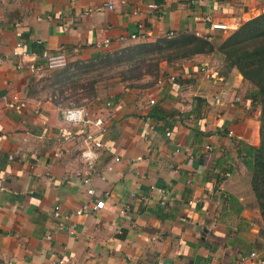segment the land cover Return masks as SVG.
<instances>
[{"label":"crops","instance_id":"1","mask_svg":"<svg viewBox=\"0 0 264 264\" xmlns=\"http://www.w3.org/2000/svg\"><path fill=\"white\" fill-rule=\"evenodd\" d=\"M260 2L0 0V264H238L250 253L244 264H264L261 219L236 154L237 142L258 145L259 110L235 69L215 54L163 63L156 76L109 84L88 106L62 102L41 76L16 68L42 51L87 61L168 33L217 44L232 31L211 24L237 27ZM70 106L102 121L94 196L81 183L84 132L63 118ZM98 200L102 209L91 211Z\"/></svg>","mask_w":264,"mask_h":264},{"label":"trees","instance_id":"2","mask_svg":"<svg viewBox=\"0 0 264 264\" xmlns=\"http://www.w3.org/2000/svg\"><path fill=\"white\" fill-rule=\"evenodd\" d=\"M209 54L217 55L228 70L237 71L247 85L245 97L259 110L258 145L237 142L236 154L248 172L249 187L262 223L260 235L264 238V12L241 23L217 44L191 33H179L125 46L117 54L128 64L120 80L135 82L144 74L156 76L160 64L170 65Z\"/></svg>","mask_w":264,"mask_h":264},{"label":"built area","instance_id":"3","mask_svg":"<svg viewBox=\"0 0 264 264\" xmlns=\"http://www.w3.org/2000/svg\"><path fill=\"white\" fill-rule=\"evenodd\" d=\"M87 12H90L88 10ZM246 21V20H245ZM238 27V26H237ZM236 26L228 27L226 25L222 24H211L209 28L211 30H220V31H226L230 30L234 31L237 28ZM172 33H168L166 37H171ZM142 37V36H141ZM137 39V36L134 34L129 35L128 37H119L117 39L118 42H124L126 40H135ZM110 41L105 39L103 40L98 47L100 48H107L110 45ZM20 50V45L17 44L15 48L11 51L12 57H17L21 55L22 52ZM78 51V48L75 47L71 50V53L76 54ZM36 58H38V62H36ZM67 64V55L64 51H56V52H48V51H42L38 57L32 56V58L25 64L22 62H18L16 64V68H25L30 74L35 75L37 77H40L43 75L44 71H51L56 69H61ZM203 72L204 69H203ZM173 80V78H171ZM11 99L16 100V97H11ZM215 102H218L219 99L215 98ZM234 101H238V98H235ZM149 105L153 104V101L148 102ZM63 118L66 124L75 126L78 129L83 130V139H82V147L79 150V160L81 161L84 169H85V175L81 179V183L86 186V194L89 196H94L93 189L89 186L90 181V175L94 170V160L96 156L98 155V152L101 148V144L98 140L94 138V133L97 132L101 126L102 121L100 118L94 117L91 118L87 114V112L81 108V107H75L70 106L67 109H65ZM145 121L148 120L147 117L144 118ZM166 136H168V133H166ZM114 161H117L116 158H114ZM103 202L98 200L96 201L91 207V211H97L102 209ZM84 212L83 208H80L75 211V215H81ZM53 216H58V211L53 212ZM255 258L254 253H250L248 256L240 257L238 260V264H244L248 261H251Z\"/></svg>","mask_w":264,"mask_h":264},{"label":"rangeland","instance_id":"4","mask_svg":"<svg viewBox=\"0 0 264 264\" xmlns=\"http://www.w3.org/2000/svg\"><path fill=\"white\" fill-rule=\"evenodd\" d=\"M260 3L253 15L264 12V0ZM121 49L123 47L106 49L93 59L69 61L61 69L45 71L39 78L43 91L58 93L60 100L66 104L91 106L98 92L120 80L122 71L128 65L123 58L117 57ZM217 61L222 64L219 58Z\"/></svg>","mask_w":264,"mask_h":264}]
</instances>
